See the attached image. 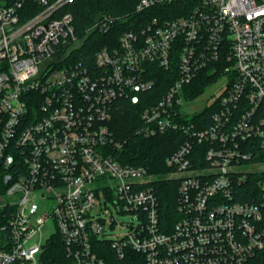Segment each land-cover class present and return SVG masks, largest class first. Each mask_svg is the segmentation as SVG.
Listing matches in <instances>:
<instances>
[{
  "label": "built area",
  "instance_id": "obj_1",
  "mask_svg": "<svg viewBox=\"0 0 264 264\" xmlns=\"http://www.w3.org/2000/svg\"><path fill=\"white\" fill-rule=\"evenodd\" d=\"M72 1L0 0V264H48L56 241L71 264H247L264 250V0H140L136 12L189 11L122 30L94 63L76 52L121 18L101 14L80 36ZM154 68L172 79L153 103ZM206 69L227 82L197 129L181 107ZM143 102L137 135H186L162 176L113 154L126 140L112 121ZM161 179L178 180L171 224Z\"/></svg>",
  "mask_w": 264,
  "mask_h": 264
},
{
  "label": "trees",
  "instance_id": "obj_2",
  "mask_svg": "<svg viewBox=\"0 0 264 264\" xmlns=\"http://www.w3.org/2000/svg\"><path fill=\"white\" fill-rule=\"evenodd\" d=\"M140 0H73L65 10L74 15L75 29L80 36L85 30L96 22L101 14H110L120 17L107 33L94 30L84 40V45L76 52L75 58L87 63H94L95 52L105 44H115L118 42L119 34L122 30L134 28L140 30L146 25V22L154 14L164 12L165 17H177L187 14L188 8H180V3L169 6H156L146 9L142 12H136V5ZM184 9V10H182ZM204 70L200 75L185 88L186 99L192 102L196 101L206 90V88L216 82L222 73L208 74ZM157 79L156 89L144 96H150L151 102L159 100L160 96L171 83L170 73L161 69L154 68V75ZM149 103L139 105L126 104L114 120L111 127L114 130L118 140L126 143L123 147L113 154L123 162L142 164L147 166L151 171L164 175L168 171L165 160L173 154L186 139V135L180 131H172L157 137L146 138L136 134V129L141 125V112ZM215 104L205 106L203 109L196 111L190 117V122L194 123L197 129H203L211 123V117L215 111ZM186 122L184 119H180ZM200 146L201 148L205 147ZM251 183L248 184V186ZM158 194L160 198V214L162 220L171 224L178 219V180H160L158 185ZM237 201H253L246 196H238ZM108 250V249H107ZM48 264H71L66 257L64 248L59 241L50 242L48 249L44 254ZM108 264H116L110 259ZM247 264H264V250L258 251L256 255L249 260Z\"/></svg>",
  "mask_w": 264,
  "mask_h": 264
},
{
  "label": "rangeland",
  "instance_id": "obj_3",
  "mask_svg": "<svg viewBox=\"0 0 264 264\" xmlns=\"http://www.w3.org/2000/svg\"><path fill=\"white\" fill-rule=\"evenodd\" d=\"M227 79L226 77H220L216 82L209 85L204 93L194 102L188 104V106L181 107V112L183 115L189 114L187 117L190 118L192 113L195 111H199L203 109L205 106L210 105L218 96H220L223 92V89L226 85ZM117 218L119 223H123L125 226L126 223L129 221V215L127 214H117ZM119 226L117 227V230L111 232L109 235V239H113L117 236L124 235L127 232L126 227ZM50 229H46V233H48Z\"/></svg>",
  "mask_w": 264,
  "mask_h": 264
},
{
  "label": "water",
  "instance_id": "obj_4",
  "mask_svg": "<svg viewBox=\"0 0 264 264\" xmlns=\"http://www.w3.org/2000/svg\"><path fill=\"white\" fill-rule=\"evenodd\" d=\"M45 248H46V246L44 245V246H43V249H45Z\"/></svg>",
  "mask_w": 264,
  "mask_h": 264
}]
</instances>
